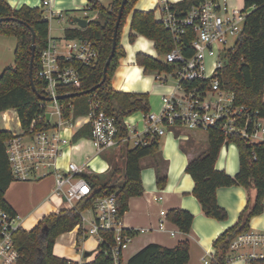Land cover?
Listing matches in <instances>:
<instances>
[{"label":"trees","instance_id":"16d2710c","mask_svg":"<svg viewBox=\"0 0 264 264\" xmlns=\"http://www.w3.org/2000/svg\"><path fill=\"white\" fill-rule=\"evenodd\" d=\"M137 1L127 0L125 4L118 32L117 48L108 67L106 81L90 94L61 100V103L66 106L70 101L74 102V114L76 118H79L90 112V100L93 95H96L101 101L102 108L115 117L120 140L129 136L124 123L126 117L135 112H143L146 115L150 111L149 94L117 91L112 86L120 59L126 55L120 38L127 17L132 14L129 37L131 42H134L139 35L144 36L153 42L157 54L163 56L176 45L171 30L156 17L155 11L136 10ZM204 1L180 0L168 4L170 10L178 17H184L193 7L199 6ZM121 3L122 0H110V4L105 5L104 0H88V5L83 11L97 12L98 17L92 19L88 16L86 28L71 25L65 29V38L91 40L98 50V60L93 66L76 63L81 74L80 87L60 86V95L91 90L103 80L104 66L112 51L114 30ZM244 6V9L249 12L243 32L235 45L224 52L225 62L219 69L218 78L222 88L235 94L236 104L259 110L260 115L264 117V0H244ZM0 18H11L0 21V35L13 36L17 39L15 63L4 69L0 77V113L15 109L22 128L26 129L30 127L34 117L43 112L41 102L49 98L46 92L47 83L40 78L39 72L41 53L50 39V20L41 7L23 5L13 8L6 0H0ZM31 28L36 33L34 80L43 98L36 94L30 81ZM193 34L192 28H188L187 34L180 40L186 56L193 53L191 48ZM136 63L144 67L146 71L169 72L174 68L173 64L143 52L136 55ZM66 112L69 114L71 110L67 109ZM90 133V126L85 125L78 130L74 138L76 141L81 138L89 139ZM207 134V150L191 159L186 168V172L194 179L193 194L200 202L203 213L217 220L227 219L226 209L220 206L217 200V190L220 187L238 185L248 190H256L254 202L252 204L248 202L238 221L223 231L214 241L216 256L212 264H228L233 239L250 231L251 219L264 211V141L250 143L235 135L226 138L219 128H211ZM11 136L12 132L0 128V206L11 214H15L12 206L5 199L7 190L15 181L6 152V142ZM147 139V144L140 143L127 148L124 163L115 161L111 172L103 178L104 180L97 176L98 174L86 175L93 185V192L90 196L78 201L74 208H65L45 216L31 230L18 229L14 233L15 245L20 253L16 264H115L110 252V246L115 243L113 230L101 231L106 241L99 244L97 250L91 253V255L94 254L93 259L83 263L55 255L54 244L59 235L72 231L82 222L81 211L92 208L97 197L115 193L118 209L124 214L129 209L130 199L144 193L141 161L143 158L160 153L161 137L154 135ZM227 142L235 143L239 150L240 170L234 176L216 169L221 149ZM156 172L157 185L163 189L167 183V175L162 173L159 166H156ZM167 220L178 226L181 232L188 234L192 228L194 214L175 208L167 212ZM132 232L134 236L139 233L136 230ZM82 233L80 229V235ZM189 259L190 243L184 239L175 247L150 243L135 253L127 264H187ZM251 263L264 264V259L253 260Z\"/></svg>","mask_w":264,"mask_h":264},{"label":"built area","instance_id":"2783aa9c","mask_svg":"<svg viewBox=\"0 0 264 264\" xmlns=\"http://www.w3.org/2000/svg\"><path fill=\"white\" fill-rule=\"evenodd\" d=\"M41 1L42 7L50 5L49 0ZM168 3L161 1L157 13L158 19L171 30L176 41L175 47L164 58L174 65L166 73L177 79V85L170 95H162V108L158 113L145 115L143 130H138L125 118L129 136L122 140L118 138L119 127L115 117L102 108L96 95L90 100V112L79 118L74 114V102L70 101L66 106L57 99L60 86L80 87L81 74L76 63L87 66L96 64L98 50L95 44L86 38L63 37L58 40L50 37L41 53L39 76L46 81L47 95L53 100L42 101L40 106L43 112L34 117L30 127L23 128L17 134L12 133L6 142L15 181H35L52 176L55 182L53 194L63 197L70 208L90 196L93 185L86 175L93 172L87 170L89 165H78L75 161L69 162L67 169L59 165V159L73 145L74 137V134L71 138L63 137L62 133L67 129L73 132L85 125L90 126L89 139L97 154L126 145L132 138L135 145L147 144L148 137H162L166 131L175 134L176 130L182 129L208 131L219 128L226 138L235 135L250 143L264 141V117L260 111L236 104L235 94L222 88L218 78L219 69L225 62L223 54L235 45L229 44L231 38L240 37L249 11L230 7L228 0H205L186 16L178 17L170 10ZM55 16L56 12L51 11L46 17ZM188 28H192L194 33L191 39L193 53L190 56L185 55L180 42ZM48 102L54 105V111H49ZM67 109L71 113L68 114ZM47 114H50L49 119ZM54 114L59 119L56 124L51 123ZM88 210L93 217L86 216L85 210L81 211L82 222L78 225L83 237L95 236L101 244L106 241L101 231L113 230L115 243L110 246L113 261L115 264H127L123 252L132 242L134 233L125 226V213H120L118 209L116 194L97 197L94 206ZM20 219L18 214H11L0 206V264H16L20 257L14 241V233L22 228ZM166 221L167 212L161 210L160 230L166 229ZM230 251L229 262L233 259L247 262L264 259V231L250 230L238 235L231 242ZM233 252L238 253L233 255ZM215 256L216 252L209 254L208 258H204L205 263L212 264Z\"/></svg>","mask_w":264,"mask_h":264},{"label":"crops","instance_id":"0c3cea01","mask_svg":"<svg viewBox=\"0 0 264 264\" xmlns=\"http://www.w3.org/2000/svg\"><path fill=\"white\" fill-rule=\"evenodd\" d=\"M6 1L13 8H19L23 5L41 7L42 9L44 8L41 6V0ZM49 1L50 5L47 8L45 15L49 16L51 11H54L56 12L55 18L59 19H63L65 11H69L72 8L75 10L78 9V11H83L84 7L88 5V0H80L79 4L75 3V0ZM164 1L169 2L168 0ZM154 2V0L149 1L148 3L141 2L142 5L138 4V6L136 3L135 9L141 10L152 8L149 6ZM228 4L232 8H238L241 10L245 8L244 0H228ZM83 12L85 16H81V18H87L90 14H93V17L89 16L92 19L98 16L97 12ZM72 18L74 17L70 18V25L67 27L72 25ZM131 21L132 14L127 17L125 25L131 27ZM73 26L78 25L75 24ZM50 37L55 38L51 32ZM148 42L149 39L139 35L134 44L121 43L125 48L126 55L120 59L119 66L116 69L112 80V86L115 90L123 92L147 93L149 94V100L150 97H153V93H155V85L150 84V87L144 88L143 85L140 86L138 84H133L134 89H132L130 87L131 82L128 81L130 77L134 79L133 81H136V78L141 77L142 70L144 69V67L139 66L136 63V55L139 52L154 55V50L149 47ZM151 43L153 44L152 41ZM117 72L120 77L115 76ZM121 72L124 73L123 76H121ZM125 76L127 80L124 79ZM0 115L7 120L5 127L0 125L2 130H7L16 134L21 132L23 129L22 124L18 112L15 109H9L0 113ZM143 122L145 128V115ZM137 126L139 127V123ZM78 130L72 132L74 137ZM194 133H192L189 129L176 130L175 134L177 137L182 134L181 140H178L177 137L170 134L167 136L163 135L160 140V153L156 156H148L142 159L141 166L144 193L141 196L132 197L130 199L129 209L124 214V223L126 228L139 231L123 252V258L126 262L135 253L150 243H158L167 247H175L180 241L187 239L190 243V259L187 264H206L204 258H208L209 254L216 252L214 247V241L216 238L223 231L238 221L240 214L246 208L248 202L251 204L254 202L256 190H248L243 186L238 185L224 186L218 188L217 200L220 206L226 209L228 213L227 219L217 220L215 218L208 217L203 213L200 202L193 194L195 187L194 179L186 172V168L191 159L207 150L208 134L203 136L198 132ZM74 137L72 142L73 145L68 147L70 149V155L68 158L70 159L69 162H76L77 160L83 162V150L90 152L91 148H87L84 143L80 141H90V139L81 138L76 141ZM132 140L134 139H130L126 145L122 144L117 149L113 148L102 152H106L110 160L107 159L108 163L106 173L101 172L98 175L107 176L111 172L115 161H119L121 164L124 163L125 152L127 148H131L130 142ZM91 145L94 148L92 142ZM96 155H98L97 152ZM120 157H122V159H120ZM61 158L65 159V154ZM88 162L89 160L86 163L81 164L83 166L88 164ZM144 162L146 163L145 169L143 167ZM156 166H159L162 173L167 175V183L163 189H160L157 185ZM216 169L225 171L227 174L232 176L239 172L240 157L238 147L235 143L223 145L216 163ZM54 185L55 182L52 176L35 181H14L10 185L6 192L5 199L12 206L15 213L20 216L21 226L25 221L31 220L32 223L27 229L31 230L36 227L45 216L53 212H59L65 208H70L69 204L65 202V200H62L61 203L57 205L47 203V200H49L53 194ZM175 208H181L194 214L192 228L188 234L181 232L178 226L168 220L166 221V229H159L161 210L169 212ZM250 229L253 231H264V211L260 215L254 216L251 219ZM172 232H174V235H172ZM98 246L99 242L96 237L87 236L84 238L83 235H80V228L77 226L72 231L59 235L56 239L53 250L54 254L59 257L83 263L85 261H90L94 256V254H92L90 257H85L86 252L93 253L97 250ZM237 253L238 252H233L232 254L235 255ZM228 264L252 263L241 259H233Z\"/></svg>","mask_w":264,"mask_h":264},{"label":"rangeland","instance_id":"374dc122","mask_svg":"<svg viewBox=\"0 0 264 264\" xmlns=\"http://www.w3.org/2000/svg\"><path fill=\"white\" fill-rule=\"evenodd\" d=\"M149 1H152V0H138L137 6H138V4L142 5V3H146V2L148 3ZM154 1L155 2L149 6L152 8L141 9V11H150V10L155 11L156 10L155 15L157 18H159V15L157 13V7L161 1L160 0H154ZM168 1L171 3H176L180 0H168ZM74 2L79 4L80 0H75ZM104 4L109 5L110 0H104ZM48 7H49V5L44 6V8H43L45 14L47 12ZM84 8H86V7H84ZM79 16L80 17L85 16L84 12L82 10L78 11V9L75 10L74 8H72L71 10L64 12L63 19L49 18L51 34L56 39L62 40L64 35H65V28L68 25H70V18L71 17H79ZM89 16L93 17V14H90ZM130 32H131V27L126 26L124 24V26L122 28V32H121V38H120L121 43H132V44L135 43L136 40L134 42H131L129 39ZM237 40H238V37H233V38H231L229 44L234 45L235 42H237ZM148 45H149V47H151L154 50V55H152V56L158 57L160 60H165L163 55L157 54V52L154 48V45L151 43L150 40L148 42ZM16 47H17V39L15 37L0 35V77H1L4 69L14 65V63H15V54L14 53H15ZM208 65L209 66L211 65L210 60L208 61ZM123 75H124V73L121 72V76H123ZM142 75H141V77L136 78V81H133L134 79L130 77L128 79V81L131 82L130 87L132 89H134L133 84H138L140 86L143 85L144 88L150 87V84L155 85V90H154L155 93H153L154 94L153 97H150L151 105H150V111L149 112L150 113H152V112L158 113L162 108V98H161L162 95H170L173 92L175 86L177 85V79L173 75L166 73L165 71H161V72L160 71H152V70L146 71L145 69H143ZM115 76L120 77V75H118V72L116 73ZM157 76L159 78H157ZM124 79L127 80L126 76L124 77ZM48 109H49V111H54V105L51 102H48ZM144 115H145V113H143V112H135L132 115L127 117V121L129 123H132L133 125H135L138 128V130H142L144 128V122H143L144 121ZM6 121H7L6 118H3V116L0 115V125L5 127ZM58 121H59V119H58L57 115L54 114L52 116L51 123L56 124V123H58ZM138 123H139V127L137 126ZM191 132L192 133L198 132L203 136H206V134H207L206 130H191ZM185 133H188V132H185ZM169 134L174 136V137H177L176 134H174L173 132L166 131L165 135L167 136ZM62 136L67 137V138H71L72 137V130L67 129L65 132L62 133ZM177 139L181 140L182 138L177 137ZM80 142H83L87 148L88 147L91 148V151L87 152L86 150H83V152H82L83 162L77 160L76 163L78 165H82L81 163H86L89 160V162H88L89 168H87V170L89 172H93L90 175H96V174H99L101 172L106 173L107 163H108L107 159H109L106 152L96 155V149H95V147L94 148L92 147L91 142L89 140L88 141L82 140ZM79 144H81V143H79ZM134 144H135L134 140H132L130 142V147H133ZM69 155H70V149L67 148L65 151V159L64 158L59 159L60 168H63V169L68 168V164L70 161V159H68ZM143 167H144V169L146 168L145 162H144ZM97 176H100V178L102 180H104L103 178L107 177L106 175H97ZM49 177H51V176H49ZM49 177H47V178H49ZM62 200H63V197H60L56 193H54L51 195L50 199L47 200V203L57 205V204L61 203ZM84 214L90 218L93 217V213L89 212L88 209L85 210ZM31 223H32L31 220L25 221L22 224L23 229L27 230ZM92 237L95 238V236H92Z\"/></svg>","mask_w":264,"mask_h":264},{"label":"water","instance_id":"95a60500","mask_svg":"<svg viewBox=\"0 0 264 264\" xmlns=\"http://www.w3.org/2000/svg\"><path fill=\"white\" fill-rule=\"evenodd\" d=\"M127 0H122L120 9H119V13H118V18L116 21V25H115V30H114V36H113V46H112V51L111 54L104 66V76H103V80L97 84L96 86H94L91 90H85V91H81V92H76V93H71L68 95H59L57 96V99L62 100L65 98H72V97H77V96H81V95H86V94H90L91 92L95 91L96 89H98L107 79V72H108V67L111 63L112 58L114 57L116 48H117V38H118V32H119V27H120V23H121V19H122V15H123V10L125 8V4H126ZM11 18H0V21L3 20H8ZM26 25H28V23L24 22ZM78 25L80 28H86L88 25V19L87 18H81V17H74L72 20V25ZM32 31V44H31V61H30V81H31V85L32 88L34 89V91L36 92V94L38 96H40L41 98L42 95L38 92L36 85H35V80H34V74H33V68H34V60H35V55H36V33L34 31L33 28H31ZM53 98H47V101H52ZM50 114H47V118L49 119ZM228 144V143H227ZM91 255L90 252H86L85 257H89Z\"/></svg>","mask_w":264,"mask_h":264}]
</instances>
